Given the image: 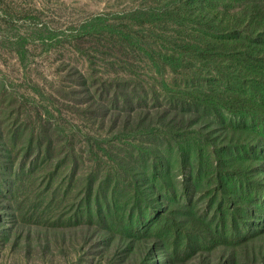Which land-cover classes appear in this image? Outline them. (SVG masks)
Masks as SVG:
<instances>
[{"label":"rangeland","instance_id":"obj_1","mask_svg":"<svg viewBox=\"0 0 264 264\" xmlns=\"http://www.w3.org/2000/svg\"><path fill=\"white\" fill-rule=\"evenodd\" d=\"M144 2L0 0V264L141 260L136 251L130 259L129 249H119V239L109 244L107 235L99 237L93 230L95 193L90 181L96 176L98 126L94 88L91 94L82 90L77 69L92 87L101 85L104 75H113L109 63L118 56L95 43L99 33L93 26L100 21L89 18L124 16L123 22L133 26V8L140 10ZM78 29L84 30V46L98 51L87 49L85 54L70 46ZM102 56L107 64L98 69L95 61ZM137 72L143 75L148 69ZM131 75L118 77H136ZM251 129L255 139L239 147L240 158L249 166L240 172L221 170L220 175L223 183L241 186L251 200L255 213L247 214L245 225L234 206L222 203L215 193L212 148L199 141L190 144L200 183L189 192L181 212H173L166 247L174 264H264V115H255ZM133 131L104 139L121 146ZM156 209L145 230L166 228L162 207ZM145 243L153 252H144L145 264H165L154 241Z\"/></svg>","mask_w":264,"mask_h":264},{"label":"trees","instance_id":"obj_2","mask_svg":"<svg viewBox=\"0 0 264 264\" xmlns=\"http://www.w3.org/2000/svg\"><path fill=\"white\" fill-rule=\"evenodd\" d=\"M138 8L132 11L133 26L124 16L89 18L100 21L93 26L99 33L95 43L118 56L109 63L116 76L104 75L101 85L92 87L77 69L82 90L91 94L94 88L98 126L96 176L90 181L93 230L107 235L109 244L119 239V249H129L130 259L136 251L141 260L134 258L133 264H145L146 254H153L145 239L154 241L165 264H174L166 247L173 212H181L200 183L190 144L212 148L219 200L234 206L243 225L247 214L255 213L242 187L223 183L220 175L249 166L239 147L255 139L252 121L264 115V0H145ZM84 40V30L78 29L69 44L85 54L99 50L85 47ZM104 59L95 61L98 69L107 64ZM145 67L148 73L137 72ZM131 74L136 77H118ZM132 128L124 145L104 139L127 136ZM223 165L228 167L220 169ZM157 205L166 228L145 230Z\"/></svg>","mask_w":264,"mask_h":264}]
</instances>
